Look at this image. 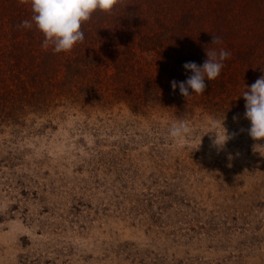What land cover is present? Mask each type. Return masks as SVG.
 I'll return each mask as SVG.
<instances>
[{"label":"rangeland","instance_id":"obj_1","mask_svg":"<svg viewBox=\"0 0 264 264\" xmlns=\"http://www.w3.org/2000/svg\"><path fill=\"white\" fill-rule=\"evenodd\" d=\"M257 1L216 35L206 0L180 25L172 0H119L55 53L17 27L30 4L0 0V264H264V139L247 134L242 97L264 75ZM205 49L230 56L184 98L170 82ZM181 120L192 133L174 140Z\"/></svg>","mask_w":264,"mask_h":264},{"label":"clouds","instance_id":"obj_2","mask_svg":"<svg viewBox=\"0 0 264 264\" xmlns=\"http://www.w3.org/2000/svg\"><path fill=\"white\" fill-rule=\"evenodd\" d=\"M21 4H30L31 20H24L17 27L32 28L33 24L44 39L42 47L47 49L52 46L55 53L68 52L72 50L77 42L84 40V32L81 30L83 22L88 21L93 12L100 10L111 11L119 0H19ZM221 43L220 39L212 36L211 44ZM207 59L202 65L195 62H185L183 68L192 74L185 81L172 80L171 88L185 98L192 93L204 94L206 90L205 81L215 80L224 67L223 61L230 56L226 50L205 49ZM191 90V92L189 91ZM242 97L245 101L244 118L249 121L250 127L246 129L247 134L254 140L264 139V75L246 88ZM234 120L238 117L234 116ZM224 119L220 126L224 129L223 135H215L214 145L223 148L231 138L223 126ZM213 126L216 121H213ZM241 131H245L241 129ZM192 133L190 124L181 120L173 122L168 130V135L174 140L186 139Z\"/></svg>","mask_w":264,"mask_h":264},{"label":"trees","instance_id":"obj_3","mask_svg":"<svg viewBox=\"0 0 264 264\" xmlns=\"http://www.w3.org/2000/svg\"><path fill=\"white\" fill-rule=\"evenodd\" d=\"M206 1H208L213 10H218L211 20L212 32L216 35H227L229 32H233L236 29L240 30L243 24V19L253 12L255 3L258 4L257 0H243L242 3L239 0ZM172 2L177 5V8H174L173 10L179 8L177 16L175 15L173 17L175 25L187 24L191 21V17L194 14V10L191 8V2H194L198 7H201L200 3H202L200 0H172ZM233 7L237 10V13H231L235 12L233 11ZM126 11L128 14L124 16V19L128 20L129 18H132L133 14L130 13L129 10ZM260 35L261 34L256 33L255 37L253 35L251 39L248 37L249 35H241V37L231 42V45H234V50L240 54L244 51L243 46L248 45L251 47V43H253L255 38ZM245 36L247 38H245ZM239 47L241 49L240 51H238Z\"/></svg>","mask_w":264,"mask_h":264}]
</instances>
